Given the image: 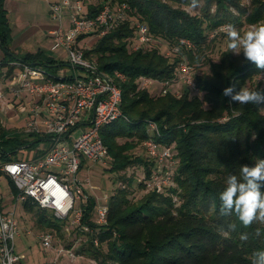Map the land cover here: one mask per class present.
<instances>
[{"label":"trees","instance_id":"obj_1","mask_svg":"<svg viewBox=\"0 0 264 264\" xmlns=\"http://www.w3.org/2000/svg\"><path fill=\"white\" fill-rule=\"evenodd\" d=\"M5 1L0 0V50L5 55L0 70L8 68L5 78L17 70L12 65L17 60L42 66L50 72L51 68L62 66L64 62L45 57L42 52L15 56ZM202 1L209 9L216 7L213 18L175 6L191 4V0H96L87 5L88 16L96 17L109 2L128 3L133 19L147 23L157 40L179 48L173 55L162 52L159 46L131 52L129 46L136 31L132 22H127L112 29L86 51L87 57H96L100 72L121 71L127 76L121 85L125 118L102 129L104 143L114 158L109 171L121 173V184L109 201L106 225L99 226L93 220L97 205L94 197L88 200L83 220L94 231L87 233L85 251L99 264H251L252 254L264 250V225L254 222L245 227L234 214L221 216L219 211V193L225 188L227 177L239 175L242 165L254 166L258 159H264L263 105H240L222 92L230 86L239 91L264 71L246 61L243 53L237 55L227 50L219 62L210 64L209 77L197 75L200 94L191 96L193 91L187 86L182 97L171 92L156 96L139 88L141 77L159 82L175 79L184 58L190 64L206 65L207 49L213 40L210 36L220 27L231 23L238 28L244 21L264 20V0H255L251 14L243 20L231 13L235 8L241 11V16L245 15L238 0ZM182 39L192 45L182 43ZM258 89L261 86L255 88ZM150 122L160 131L156 141L173 147L176 154V186L165 192L149 189L146 184L145 178L149 179L156 169L155 162L148 156L133 153L137 141L143 145L151 137ZM42 138L1 126L0 162L17 160L22 148H34ZM138 166L145 169L140 189L148 193L134 202L130 197L136 180L128 171ZM9 181L17 194L14 182ZM23 207L35 215L40 227L60 230L68 224L30 201ZM229 224H235L236 228L226 237L220 229L229 231ZM257 228L260 236L255 234ZM242 234H247L246 240H241ZM96 237L106 248L95 244Z\"/></svg>","mask_w":264,"mask_h":264},{"label":"built area","instance_id":"obj_2","mask_svg":"<svg viewBox=\"0 0 264 264\" xmlns=\"http://www.w3.org/2000/svg\"><path fill=\"white\" fill-rule=\"evenodd\" d=\"M131 11L128 3L109 2L98 16L89 17L79 0H59L51 4L50 15L57 22L51 31L53 49L65 50L68 65L87 74L60 76L42 66L17 61L12 64L18 70L0 83L1 110L17 106L23 112L27 111V134L52 139L49 140L52 144L40 147V153L35 156L0 164V176L11 179L17 189V194L9 200L0 195V264H23L26 258L17 249V240L22 235L19 213L26 202L51 211L57 220L67 221L85 233L94 232L83 223L89 200L87 190L95 188L91 176L83 171L90 166L88 161L102 166H111L114 161L104 143L102 129L125 118L121 85L127 76L121 71L100 72L97 60L86 56L89 49L84 44L89 37L100 39L117 26L132 22L136 35L130 48L133 51L152 49L157 39L147 23L133 19ZM219 29L223 30V26ZM181 42L192 45L186 39ZM162 45L168 48V55L179 52L178 46ZM172 81L139 79L145 86L161 84L160 91L164 95L179 82L193 92H199L194 67L186 60L180 62L176 79ZM7 90L12 94L11 98L6 94ZM149 127L151 137L143 146L156 169L146 184L149 189L163 192L164 188L176 186V154L173 147L156 141L155 137L160 135L158 126L150 122ZM79 129L81 132L76 135ZM110 197L106 194L108 203H99L95 209L93 220L99 226L108 223ZM27 233L31 234V230ZM39 237L45 249L53 248L55 236L52 232H43ZM94 242L100 245L99 238L96 237ZM57 252L61 256L75 257L73 252L64 249Z\"/></svg>","mask_w":264,"mask_h":264},{"label":"rangeland","instance_id":"obj_3","mask_svg":"<svg viewBox=\"0 0 264 264\" xmlns=\"http://www.w3.org/2000/svg\"><path fill=\"white\" fill-rule=\"evenodd\" d=\"M81 1L85 8H87L88 3L96 2V0H87L85 3L84 0ZM240 3V6L242 8V13L245 15L241 16V11L237 10L235 8L231 9L232 14L240 18V20H243L245 17H247L249 14H251L252 9L254 8L255 0H238ZM33 4L36 5V9L30 10L31 12L23 11L22 17L23 20L26 21V24L30 27L28 28V31H32L33 29L37 30L38 34L36 35L38 41L39 39H42L43 41H47L45 43L44 52L48 53L50 56V52L48 51V42L49 36L47 30L43 28L42 24L46 22H51L52 24H57L55 20L52 19V16L48 12V0H37L33 1ZM176 7H179L181 9H184L188 11L191 14H198L202 15L203 13L206 14L208 17L213 18V16L216 15V7L212 6L211 9L207 6V3H204V1L199 0L198 6L196 8H192L191 4L181 5L176 4ZM15 18H13L14 20ZM66 20H69V17L66 16ZM260 23H264V20L259 21L258 23H249L247 21L242 22V25L238 27L237 29L241 31V33L247 31L250 29L253 25H258ZM39 30V31H38ZM218 30V29H217ZM214 31L213 34H211L210 38L213 39L209 42V47L207 49V55L208 60L206 61V65H200V63H193L191 64L194 67L195 70V78L197 75H202L204 77H209L210 74V64L214 62H219L221 60L222 54L224 51H227V45L229 43L228 38L223 30ZM132 39V38H131ZM130 39V41H131ZM99 40L97 36L91 37V39H88V41H85L84 44L86 49H91L94 47L95 43ZM128 41V42H130ZM35 42V39L30 41L27 44V47H33ZM133 42V39L132 41ZM167 42L165 40H157L156 46L162 47L161 51L168 53V48L166 45ZM50 46V45H49ZM131 52L133 50L130 48ZM166 49V50H165ZM242 53V52H241ZM240 53V54H241ZM235 54V53H234ZM239 54V55H240ZM92 58L94 55L91 56ZM66 58V57H65ZM183 60H186L188 63L189 60L187 58H184ZM14 65V64H12ZM8 68H3L0 70V83H4L3 80L5 76L7 75ZM51 71L55 73L56 75L60 76H70L72 73L74 74H87L84 70L74 68L73 66L68 65L67 62H64L62 66L51 68ZM152 79V78H149ZM176 79V78H175ZM173 79V81L175 80ZM157 81V80H156ZM172 81V80H171ZM172 81V82H173ZM176 82V81H175ZM261 86V88H264V73L254 77L253 79L249 80L247 84L244 87L254 89L257 86ZM139 88L148 90L150 94L152 95H160L161 94V84H154L150 86H145L142 83L139 82ZM186 85H184L182 82H179L173 86L170 87V92L178 97H182ZM6 94L9 96V98L12 97V94L10 92H6ZM197 94H200L199 92L195 93L192 92L191 96H195ZM2 106L0 105V127L3 128H10L11 130H15L19 133L27 134L26 129V117H27V111L23 112L17 106L12 107L10 109L1 110ZM14 108V109H13ZM263 113H264V105H263ZM150 128V127H148ZM81 132V129H79L75 134ZM125 140H120L121 143H123ZM52 142L46 141L39 143L38 146L34 148H23L20 150L18 159H26L27 156H35L40 153V147L49 146ZM136 147L133 150V153L135 156H141L146 157L148 156L146 149L142 145V143H139L138 141L135 143ZM149 157V156H148ZM17 159V160H18ZM4 162H0L2 164ZM89 163V164H88ZM87 166L83 174H87L91 176L92 179V185L95 187L94 189L88 188L87 194L90 197H94L96 199L97 204H107L108 202L105 200V195L108 194L112 197L113 194L116 193V189L120 186L121 181L119 179L120 174H114L109 171L111 166H102V165H94L91 164L88 161ZM1 174V173H0ZM128 175H132L135 177V185H134V193L131 195V199L134 202H138L141 200L148 192L144 189H140V182L144 180L145 176V169L144 167H134L131 168L128 171ZM145 180H147L145 178ZM124 184V183H123ZM125 186H127L125 184ZM168 191L167 188H164L163 192ZM14 194L12 187L10 185V181L8 177L1 175L0 176V195H3L5 197V200H9L12 195ZM110 197V198H111ZM175 198H178L175 196ZM97 207V205H96ZM95 213V212H94ZM20 225L22 229V235L17 240V249L20 250L22 253L25 254L26 259L23 260V264H99V262L93 258L90 257L89 253L85 251V249L88 247V237L87 233L83 232L79 227L73 225V224H65L61 226L60 230L57 229H48L44 227H40L36 222V217L33 213L27 212L24 208H21L20 213ZM94 217V214H93ZM28 230H31V234H28ZM50 231L55 236V241L53 248L51 249H45L42 246V242L40 239V234L43 232ZM103 246L106 248V245H98ZM58 249H64L66 251H71L74 253L75 257H69V256H61L58 254Z\"/></svg>","mask_w":264,"mask_h":264},{"label":"clouds","instance_id":"obj_4","mask_svg":"<svg viewBox=\"0 0 264 264\" xmlns=\"http://www.w3.org/2000/svg\"><path fill=\"white\" fill-rule=\"evenodd\" d=\"M197 6L198 0H191V7ZM223 31L229 41V51L237 55L242 52L246 61L264 71V23L253 25L243 33L229 23L223 26ZM222 94L240 105H264V89L241 87L236 91L234 86H230L224 88ZM225 185L219 193L220 215L234 214L245 227H250L254 222L264 225V159H258L254 166H240L239 175H229ZM235 228V224H229V231L223 228L220 231L227 237ZM255 234L261 235L259 228ZM246 239L247 234H242L241 240ZM251 264H264V250L252 254Z\"/></svg>","mask_w":264,"mask_h":264},{"label":"crops","instance_id":"obj_5","mask_svg":"<svg viewBox=\"0 0 264 264\" xmlns=\"http://www.w3.org/2000/svg\"><path fill=\"white\" fill-rule=\"evenodd\" d=\"M33 1L37 0H6L5 1V8L8 12V18L9 22L12 27V44H11V50H13L15 56L17 57H23L24 55L28 53H37L42 52L45 57H49L52 59H55L59 62H68L67 60V52L63 49L60 50H54V38L51 35V31L56 27V24H52L51 22H46L42 24L43 28L47 30L48 36H49V42H48V51L50 52V56L48 53L44 52V46L47 41H43L42 39H39L38 41L36 35L38 34L37 30L33 29L32 31H28L29 25L26 24V21L23 20L22 13L23 11H29L36 9V5L33 4ZM43 1V0H41ZM59 0H48V12L50 14V6L51 4L57 2ZM13 18H15L13 20ZM39 31V30H38ZM35 39V42L33 47H27V44ZM91 39V37L87 38ZM50 45V46H49ZM4 52L0 50V61L4 59ZM66 57V58H65ZM17 60V59H16ZM18 61V60H17ZM18 70V67H17ZM16 70V71H17ZM15 71V72H16ZM74 74V73H72ZM78 74V73H77ZM20 253H22L20 250H18ZM24 254V253H22ZM25 255V254H24ZM26 259V258H25ZM24 259V260H25Z\"/></svg>","mask_w":264,"mask_h":264},{"label":"water","instance_id":"obj_6","mask_svg":"<svg viewBox=\"0 0 264 264\" xmlns=\"http://www.w3.org/2000/svg\"><path fill=\"white\" fill-rule=\"evenodd\" d=\"M94 72L98 74L97 71H94ZM49 140H52V139H51V138H42V139L40 140V142L49 141Z\"/></svg>","mask_w":264,"mask_h":264}]
</instances>
